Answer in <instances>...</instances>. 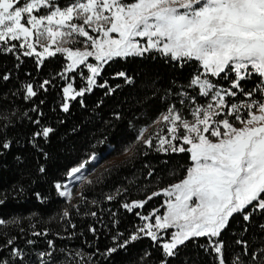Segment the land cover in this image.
<instances>
[{
    "label": "snow or ice",
    "instance_id": "obj_1",
    "mask_svg": "<svg viewBox=\"0 0 264 264\" xmlns=\"http://www.w3.org/2000/svg\"><path fill=\"white\" fill-rule=\"evenodd\" d=\"M0 57V264H264V0H0Z\"/></svg>",
    "mask_w": 264,
    "mask_h": 264
},
{
    "label": "trees",
    "instance_id": "obj_2",
    "mask_svg": "<svg viewBox=\"0 0 264 264\" xmlns=\"http://www.w3.org/2000/svg\"><path fill=\"white\" fill-rule=\"evenodd\" d=\"M3 64H8V66H11V60L10 59H5L0 57V66H2ZM96 97H90L89 98V104L92 103V101L95 99ZM106 114V111H105ZM80 115L79 113L76 114V119H79ZM96 125H99V121L96 122ZM85 132L87 133V135L82 134L81 138L77 141V145L78 146H82L86 143V141L88 139L91 138L93 132H95L96 135H100L99 132L96 131V127L95 126H87L85 129ZM105 135H107L108 137V142L110 143H114L117 145V148H119V141L121 139H126L127 137H130L132 135L131 132L127 131L126 127L124 124H119L115 129H109ZM107 150V144L98 146V151H100L101 153L105 152ZM119 156V159H117L115 162H118L119 160H123L124 157L120 156V155H116L113 154L111 156H109L107 159H109L110 157H117ZM148 159L152 160V162L157 166L158 171H162L166 168V166L160 162V160L157 157V154H153L151 157H148ZM137 167H139V162L137 161ZM115 179H119L120 181H123L125 179L124 175H121L119 177H113ZM168 181L166 180L165 183H167ZM90 239V237H89ZM76 244H80L81 241L77 240L75 241ZM105 245V241L102 239L100 241V247H104ZM118 259H122V258H118Z\"/></svg>",
    "mask_w": 264,
    "mask_h": 264
},
{
    "label": "rangeland",
    "instance_id": "obj_3",
    "mask_svg": "<svg viewBox=\"0 0 264 264\" xmlns=\"http://www.w3.org/2000/svg\"><path fill=\"white\" fill-rule=\"evenodd\" d=\"M117 159H119V156L117 157H110L109 159H107V162H105L102 166V168L100 169L101 171L103 170V168H106L109 166V163L111 162H115Z\"/></svg>",
    "mask_w": 264,
    "mask_h": 264
}]
</instances>
